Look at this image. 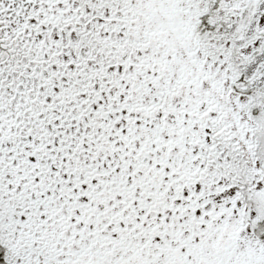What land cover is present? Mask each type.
Returning <instances> with one entry per match:
<instances>
[{
	"label": "snow or ice",
	"instance_id": "6c2138e0",
	"mask_svg": "<svg viewBox=\"0 0 264 264\" xmlns=\"http://www.w3.org/2000/svg\"><path fill=\"white\" fill-rule=\"evenodd\" d=\"M0 264H264V0H0Z\"/></svg>",
	"mask_w": 264,
	"mask_h": 264
}]
</instances>
